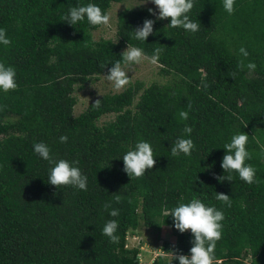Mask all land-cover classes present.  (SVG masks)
<instances>
[{
	"label": "trees",
	"instance_id": "16d2710c",
	"mask_svg": "<svg viewBox=\"0 0 264 264\" xmlns=\"http://www.w3.org/2000/svg\"><path fill=\"white\" fill-rule=\"evenodd\" d=\"M123 1L91 0L107 12ZM88 2L0 0V28L11 39L0 45V61L16 69L18 85L0 92V264H140L142 245L130 248L128 236L141 227L176 231L175 244L164 243L151 263L170 264L173 252H189L192 236L172 227L169 210L192 197L224 211L213 264H264V0H235L231 14L223 0H194L197 32L170 27L165 18L147 41L134 35L145 18L154 19L146 8L119 13L116 40H95L102 25L62 21L70 7ZM127 45L148 56L161 48V72L175 79L137 81L76 116V90L122 61ZM241 61L255 68H241ZM185 124L195 148L173 156ZM240 131L249 135L246 163L255 167V181L234 170L232 181H218L223 146ZM61 135L68 140L60 142ZM140 139L151 143L156 163L130 177L120 157ZM34 141L47 143L57 159L77 161L87 189L48 183L49 166ZM217 192L230 196V207ZM106 203L120 210L118 217L109 216ZM109 219L119 221L118 242L101 231Z\"/></svg>",
	"mask_w": 264,
	"mask_h": 264
},
{
	"label": "clouds",
	"instance_id": "9594fccd",
	"mask_svg": "<svg viewBox=\"0 0 264 264\" xmlns=\"http://www.w3.org/2000/svg\"><path fill=\"white\" fill-rule=\"evenodd\" d=\"M149 0H143L142 4H147ZM155 8H149V13L155 17L145 18L142 25L135 28V39L139 41H147L150 34H154V23L156 20L170 18L168 26L182 28L186 32L195 33L199 30L200 24L196 20L190 18V12L194 6V0H150ZM235 0H223V7L229 13L234 11ZM141 5V4H140ZM87 20L90 25L110 24V14L103 10L99 4L88 2L86 4H79L72 6L63 15V20L70 25H76L78 22ZM11 39L7 35L4 28H0V45L9 46ZM162 52L161 48L153 50V54L148 56L145 51L137 46H129L122 52L123 60H116L111 63L108 72L105 75L107 80L112 83L116 90L122 89L129 82V75L122 67L123 64H137L144 59H149L156 62ZM239 52L244 56H248L247 50L241 46ZM104 65L103 67H105ZM247 67L249 70L255 68L253 62H248L244 65L240 62L239 67ZM16 69L3 61H0V92H8L9 90L18 87L16 80ZM101 100L97 99L93 104L99 106ZM189 116L188 111H179V118L187 120ZM193 128L191 125L185 124L183 128L184 135L178 136L176 141L171 146L173 156H178L183 153L190 156L192 150L195 148L191 133ZM249 135L243 131L232 135L229 142L225 143L224 155L221 159V167L229 174L227 176H217L218 181H232L233 170L238 173L239 178L246 183H253L255 181L256 169L247 160L251 159V154L246 145L248 143ZM60 142L68 140L67 135L59 137ZM33 151L38 156L46 161L49 169L47 182L54 186H72L74 188L86 190L88 177L84 174L78 166V162L68 159H57L52 154L50 146L43 142H33ZM123 160V170L131 176H142L147 170L152 169L156 163V156L151 143L147 140H137L133 147L125 151L120 157ZM120 199L119 196L116 197ZM216 199L223 201L225 206H231V199L228 194L216 193ZM104 207L109 209V204ZM169 213L172 218V227L180 233L190 230L192 241L191 247L187 254L181 252H173V260L178 261V264H213L215 260V248L217 241L222 238V229L224 227V211L217 208L215 205H206L201 199L192 197L188 202L179 201L173 206ZM109 216L118 217L120 210L118 208H110ZM119 221L118 219L107 220L101 231L106 235L110 241L118 242L120 237L118 233Z\"/></svg>",
	"mask_w": 264,
	"mask_h": 264
},
{
	"label": "rangeland",
	"instance_id": "374dc122",
	"mask_svg": "<svg viewBox=\"0 0 264 264\" xmlns=\"http://www.w3.org/2000/svg\"><path fill=\"white\" fill-rule=\"evenodd\" d=\"M142 3L143 1L140 0H126L113 3L108 11L110 14V24L107 26L102 25L101 28L93 32L95 40H99L100 38L116 40L118 15L121 11L139 8H155V5L151 4L150 0L147 4ZM122 67L129 75V82L122 89L116 90L113 88L112 83L108 81L105 76L108 72L106 71L99 76H95V79L88 83L83 89L76 90L75 96L77 98V104L74 110L76 116L85 111L92 102L103 95L108 93H119L137 81L148 86L154 82L160 84L170 83L175 79L174 75H166L161 72L159 62H152L149 59H144L137 64H124ZM113 118V114L103 116L99 123H105ZM175 241L176 231L168 227H162L161 229L141 227L128 236V246L130 248L142 245V252L139 256H142L141 260L144 263H150L158 254H162L161 248L164 243L168 242L173 246ZM169 258H171V255Z\"/></svg>",
	"mask_w": 264,
	"mask_h": 264
},
{
	"label": "built area",
	"instance_id": "2783aa9c",
	"mask_svg": "<svg viewBox=\"0 0 264 264\" xmlns=\"http://www.w3.org/2000/svg\"><path fill=\"white\" fill-rule=\"evenodd\" d=\"M142 255V254H141ZM139 258H140V264H151L153 261H154V259L150 262V263H144L142 260H141V258H142V256H139Z\"/></svg>",
	"mask_w": 264,
	"mask_h": 264
}]
</instances>
